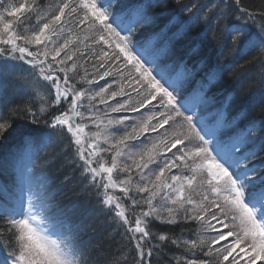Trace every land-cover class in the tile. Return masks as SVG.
Returning a JSON list of instances; mask_svg holds the SVG:
<instances>
[{
	"label": "snow or ice",
	"instance_id": "obj_1",
	"mask_svg": "<svg viewBox=\"0 0 264 264\" xmlns=\"http://www.w3.org/2000/svg\"><path fill=\"white\" fill-rule=\"evenodd\" d=\"M149 7L0 0V141L22 128L0 160L14 173L0 189V264H264V118L238 131L209 96L230 70L221 60L264 64V7L180 6L214 26L215 67L199 80L147 30ZM60 158L121 236L119 256L57 201L46 171Z\"/></svg>",
	"mask_w": 264,
	"mask_h": 264
},
{
	"label": "trees",
	"instance_id": "obj_2",
	"mask_svg": "<svg viewBox=\"0 0 264 264\" xmlns=\"http://www.w3.org/2000/svg\"><path fill=\"white\" fill-rule=\"evenodd\" d=\"M7 2L14 3L16 0H7ZM128 2L152 5L147 9V14L153 17L147 30L164 37L168 42L173 59L177 64L186 65L189 70H192L197 80L203 77L202 69L205 65L210 68L215 67L216 52L209 40L214 26L198 22L199 15H202L200 8L193 9L190 13L181 11L180 7L182 4L209 5L213 0H128ZM243 3L252 9L264 7V0H243ZM246 61L251 62L246 63ZM220 63L227 64L230 70L225 71L223 78L212 86L209 96L212 97L216 108L225 113L226 122H232L235 118L238 122L237 130L242 132L248 121H259L264 118L260 106L261 98L264 97V64L259 60H252L251 55L238 58V63L231 59L221 60ZM80 73L83 74V69H80ZM22 123L17 122L18 125ZM21 130L22 128L18 127L7 139L0 141V160L20 144ZM51 154V150L41 153L40 163ZM108 159L110 160V157ZM62 163L63 158H60L49 164L46 171L48 178L52 181V188L56 190L57 201L72 209L76 219L91 225V230L83 236V239L88 241L93 248L99 247L107 256H119L121 236L98 212L95 198L79 193L81 188L78 183L79 171H73L72 165L61 167ZM10 170L5 172L0 169V180L3 186H5V181L6 184H11L12 180L9 182L4 179V181L2 177L6 176ZM40 171L41 169H36L37 173ZM65 176H70L71 180L62 183ZM176 234H180L179 229H176ZM172 251L178 252L175 248ZM167 258V256L164 257L160 264H164ZM129 264H131L130 260ZM153 264H156L155 258Z\"/></svg>",
	"mask_w": 264,
	"mask_h": 264
},
{
	"label": "rangeland",
	"instance_id": "obj_3",
	"mask_svg": "<svg viewBox=\"0 0 264 264\" xmlns=\"http://www.w3.org/2000/svg\"><path fill=\"white\" fill-rule=\"evenodd\" d=\"M200 79V78H199ZM9 170H10V168H9ZM3 177V180L4 179H7V181H11L12 179H13V177H14V173L10 170V172L9 173H6V176L4 175V176H2ZM5 181V180H4ZM6 182V181H5ZM4 182V184H5V186H7L8 184H6ZM12 182V181H11ZM4 186H3V182L0 180V189H2ZM0 197H3V191L2 190H0Z\"/></svg>",
	"mask_w": 264,
	"mask_h": 264
}]
</instances>
